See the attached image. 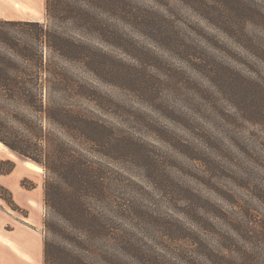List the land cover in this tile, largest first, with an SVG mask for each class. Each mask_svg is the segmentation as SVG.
Segmentation results:
<instances>
[{
  "label": "rangeland",
  "instance_id": "obj_1",
  "mask_svg": "<svg viewBox=\"0 0 264 264\" xmlns=\"http://www.w3.org/2000/svg\"><path fill=\"white\" fill-rule=\"evenodd\" d=\"M131 5L138 18L129 30L127 54L119 57L135 82L128 91L96 85L114 100L101 115L126 123L137 153L130 163L109 165L133 175L131 189L123 188L121 196L134 207L120 228L135 240L160 241L166 221L174 229L187 221V205L207 215L218 206L237 220L247 212L254 223L264 221V0H131ZM44 6L45 0H0V20L45 22ZM72 71L85 80L76 65ZM121 98L124 109L116 103ZM51 102L90 108L66 93L53 94ZM7 106L20 112L15 104ZM0 149L7 155L1 170L25 159ZM28 173L44 191L43 167ZM21 184L34 185L29 178ZM0 198L20 210L2 185ZM42 212L44 238L60 242L62 236L45 226L52 219L45 202Z\"/></svg>",
  "mask_w": 264,
  "mask_h": 264
},
{
  "label": "trees",
  "instance_id": "obj_2",
  "mask_svg": "<svg viewBox=\"0 0 264 264\" xmlns=\"http://www.w3.org/2000/svg\"><path fill=\"white\" fill-rule=\"evenodd\" d=\"M44 9L45 22L0 20V142L43 167L52 216L45 226L62 236L57 243L44 238V264H264V221L254 223L247 212L237 220L218 206L207 215L187 205V221L178 229L166 221L160 241L123 232L134 206L121 193L133 175L109 165L130 163L137 153L126 123L101 115L114 100L96 85L128 91L134 84L119 52L127 54L138 15L131 0H45ZM55 93L90 108L58 106ZM123 102L116 103L124 109Z\"/></svg>",
  "mask_w": 264,
  "mask_h": 264
},
{
  "label": "crops",
  "instance_id": "obj_3",
  "mask_svg": "<svg viewBox=\"0 0 264 264\" xmlns=\"http://www.w3.org/2000/svg\"><path fill=\"white\" fill-rule=\"evenodd\" d=\"M5 156L0 149V161L5 160ZM28 170L15 162L9 174H0V185L11 192L20 208L14 210L0 198V264H44V191ZM25 178L33 181L32 188L21 184ZM22 209L28 211L27 215L20 212Z\"/></svg>",
  "mask_w": 264,
  "mask_h": 264
},
{
  "label": "bare ground",
  "instance_id": "obj_4",
  "mask_svg": "<svg viewBox=\"0 0 264 264\" xmlns=\"http://www.w3.org/2000/svg\"><path fill=\"white\" fill-rule=\"evenodd\" d=\"M0 147L7 150V147H5L4 144L1 142H0ZM9 156H11V158H14L15 154L12 151H9ZM22 165H24L27 169H30V170H34L37 172L41 171V166L39 164H37L31 160H28V159L22 160Z\"/></svg>",
  "mask_w": 264,
  "mask_h": 264
}]
</instances>
